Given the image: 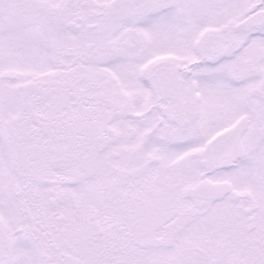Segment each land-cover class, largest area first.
<instances>
[{"label": "snow or ice", "instance_id": "snow-or-ice-1", "mask_svg": "<svg viewBox=\"0 0 264 264\" xmlns=\"http://www.w3.org/2000/svg\"><path fill=\"white\" fill-rule=\"evenodd\" d=\"M0 264H264V0H0Z\"/></svg>", "mask_w": 264, "mask_h": 264}]
</instances>
